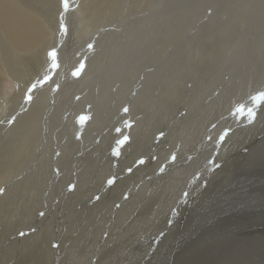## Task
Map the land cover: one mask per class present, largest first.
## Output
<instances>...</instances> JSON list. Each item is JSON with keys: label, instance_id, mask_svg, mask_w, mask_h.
<instances>
[{"label": "bare ground", "instance_id": "obj_1", "mask_svg": "<svg viewBox=\"0 0 264 264\" xmlns=\"http://www.w3.org/2000/svg\"><path fill=\"white\" fill-rule=\"evenodd\" d=\"M62 2L0 0V264H51L49 239L57 243L60 264H78L69 260L73 253L84 262L98 241L108 240L114 246L93 264H146L169 243L170 264L215 259L216 264H264V91L241 103L247 89L264 86V0H66L67 10ZM63 20L66 42L60 37ZM52 48L57 65L50 76ZM80 63L85 64L81 75L70 77L68 69ZM41 73L45 78L35 80ZM82 112L89 118L78 125ZM175 115L181 118L176 121ZM77 125L85 129L81 161L95 156L97 161L69 192V178L55 177L53 166L58 170L72 160ZM218 126L229 133L225 145L223 136L215 144L223 146L222 163L201 181L180 237H169L175 207H162L186 184L182 178L197 172L186 167L187 154L199 142L210 144L212 138L204 135L217 133ZM122 137L129 139L121 145L119 163L131 166L160 140L175 164L169 169L180 175L151 183L131 201L122 200V191L135 173L112 190L103 188L115 162L111 152L97 153ZM91 175L98 181L89 187ZM144 177L140 183L150 176ZM101 191L96 204L68 217L83 198L89 202ZM116 203L119 208L112 210ZM157 208L163 213L150 226L148 217ZM236 229L243 233L230 236ZM163 230L166 235L144 262L150 239ZM228 231L234 243L226 246ZM239 236L248 239L245 246L237 247ZM140 242L147 244L133 247ZM63 243L68 248L62 256Z\"/></svg>", "mask_w": 264, "mask_h": 264}, {"label": "rangeland", "instance_id": "obj_2", "mask_svg": "<svg viewBox=\"0 0 264 264\" xmlns=\"http://www.w3.org/2000/svg\"><path fill=\"white\" fill-rule=\"evenodd\" d=\"M28 1L36 2V0H28ZM61 2H62V8L64 10H67V2L65 3L64 0H61ZM60 23L62 24V25H60V28H61V30H63V31H60L61 41L66 42L67 39H68V36H66V31L67 30L65 31V27H66L65 20L61 21ZM254 31H257V30H254ZM56 51H57L56 48H52L51 50L48 51V54H47L48 58L50 59L49 68L51 69L52 67H54V68H52V70H50V74H49L50 76L55 75V71L54 70H55V67L57 65V57L53 60L54 56L52 54L56 53ZM59 57H60V55H59ZM84 68H85V64L82 65V63L78 64L76 67L74 66L73 68H69L68 69V67H67V69L69 71V76L70 77H74V78H75V76L79 77L81 75V73H82ZM44 78H45L44 74L41 73L38 77L35 78V80H39V79L43 80ZM35 85H36V83H35ZM56 87H57V84L55 85V88ZM258 87L256 89H254V90L252 89L251 91L249 89H247L246 96L243 97V98H247V100H242L241 103L243 104V102H250V100H252L253 98H258L259 94L261 95V93L264 91V86L260 87V85H259ZM211 89H214V86ZM220 90H219V93L222 94V92H224V91H222V90L220 91ZM27 92H29V90ZM214 92H215V90H214ZM214 92H212V94ZM247 94H249V95H247ZM218 95L219 94H216V96L214 95V98L219 97ZM249 97H250V99H249ZM251 97H252V99H251ZM254 102H256V101H254ZM242 104H238L237 107H236V110H240L242 108ZM188 110L190 112L191 107H188ZM243 111L244 110H242V113H243ZM177 113L178 114H184L181 111H179ZM245 115L246 114H243L242 116H245ZM11 118L12 117H10V119ZM88 118H89V115L86 114L85 112H82V113L79 114L78 119L76 118L77 119L76 121H77L78 125H81V124H85L87 122ZM175 118L177 119V120L176 119L175 120L178 121L179 118H181V116L180 115H175ZM74 120L75 119L73 117V122H74ZM230 122H231V120H230ZM78 125L76 126V130H75V133L73 134V139H72V149H71L72 153H73L71 155V159L72 160L66 166H64L62 168L59 167L58 170L55 169V167L53 166V175H55V177H59V176L63 177V176H65L66 178H69L68 182L65 184V186H67V191H69V192L74 190V183L73 182L76 180L78 175L81 172H83L84 170L86 172H89L91 170L92 166H93L94 161L97 159V157L95 156V158H94L95 160H87L84 163H83V161H81L82 160V155L80 154V150H81L83 144L80 141L83 139V135L85 134V129H83L82 127H80ZM213 126H215V125H213ZM225 126L228 127L227 125H225ZM218 127H219V129H217V133H215V132H206V135H204L205 140H210L212 138V142H213V139H214L215 142L213 144H212V142L209 144L206 141L199 142L198 145H197L198 147L196 148V150L193 153L196 156V158H195V156L193 154L192 155L187 154L188 155V161L187 162H189V163L186 162L187 163L186 167L192 166V167L189 168L190 171L193 170V169H197L198 168L196 170L197 171L196 173H198V174L193 173L189 180H187L185 178H182V180L186 184L181 188V191L179 192V194L177 196L171 198L168 201V203L165 206L162 207L164 209H167L169 207H175V212L173 213V215L171 216L170 220L168 221V225L169 224L170 225H172V224L174 225L172 230H171V234H170L169 237H172V236L180 237L182 225H183L186 217L188 216V213H189V210L191 208V204H192L193 200L195 199L196 195L198 194V191L200 190L201 181L204 178L208 177L210 174H212L216 170V168H218L220 166V164L222 163V160H223L222 156H224V153H225V152H223L224 149H223L222 145H225L226 140H227V138L229 136V133H223V131H224V130H222L223 128L220 129V126H218ZM219 130L220 131L222 130V132H220ZM0 131H4L2 125H0ZM218 133H220V134H218ZM222 136L224 138V142L221 143L222 145L220 146V149H219L218 146H216L215 144L221 142L220 141L221 139L223 140ZM124 141H125V137H122L121 141L118 144H113L112 143V144H110V146H109V148L107 150H106V148H101L98 151V153H97L98 156H102L103 154H104L103 156H105L106 153L108 155L111 152L110 159L113 160V162H115V166L113 168H111L105 174V177H104L105 179H104V181L102 183V187L103 188L107 187V185H108L109 189L111 188V190H112V189H114L116 187V185L119 183V181H124L126 179V176H129L132 173H135L134 177H130V176L128 177V186L125 187V189L122 191V193L124 194L122 196V200L123 201H126V200H130L131 201V200L135 199L136 197L138 198L137 195L139 193H141V192H144L148 188V186H150L151 183H153V182H157V183L161 182L162 183L164 181V179H165L164 177H166V176H170L171 175V176L174 177L175 175L176 176L180 175V173L177 172L176 168H175V171H172L171 169H169V167L174 168L173 165H175V164H172V161L167 157L168 154L165 155L166 152L163 151L165 146L162 144V142L160 140H153V142L150 144V146H151L150 150L146 154H144L143 156L137 158L132 163L133 165L131 164V166L130 165H128V166L125 165L124 166L123 163H119V159H120V156H121V145L124 143ZM232 142H233V140L230 139V142L228 141V144L230 145ZM229 145H227V146H229ZM88 150H90V149L88 148ZM212 152H213V154H212ZM198 153H199V155H198ZM200 155L203 156V159H202V157ZM161 156L163 158H165L164 161L159 160ZM232 158H234V155H233ZM220 159H221V161H220ZM181 160H182V158H181ZM109 162H110V160H109ZM207 162L208 163L210 162V163L208 164ZM102 163H105V162H102ZM155 166H159V167L157 169H154ZM124 167L125 168L127 167V168L125 169ZM209 167H211V168H209ZM203 169H204V171H203ZM122 171L126 172V173L125 174H121ZM60 173H62V174H60ZM143 176H145L146 178H148L150 176L149 180H147L146 182L144 181V183L143 182L140 183V180H141V178ZM94 180H97V179H95V176L91 175L90 178H89V181H88V186L89 187L91 186V184H92V186L94 185V183H93ZM186 180H187V182H186ZM50 187H52V185H49L48 190L50 189ZM63 191H64V187L61 188V191L57 195H55L53 197V199L51 201H55V202L52 203V207L56 206L57 198L58 199L62 198ZM102 195H103V192L101 191V192L98 193V195L94 196V199L90 200L89 202H85L87 198L86 199L83 198L81 200V202L78 203L77 208L76 209H72V212H69L68 217L70 219L75 218L77 215H79L81 213V211L83 209L89 208V206L92 203L96 204L97 201L99 200L100 196H102ZM139 196H141V195H139ZM262 197L264 198V196H262ZM119 203H116L112 210H117L119 208ZM134 203H137V204H134ZM134 203L132 205L134 207L138 206V204H139L137 201H135ZM133 211H134V208H131V212H133ZM162 213H163V211H161L160 209H158V208L154 209L152 214L149 215V217H148V218H150V221H149L150 226L154 225L155 219L159 215H161ZM63 215L65 216L66 212L63 213ZM83 215H84V213L82 214V217H83ZM218 220H223V217L219 218ZM57 224H56V226H57ZM108 224H109L108 222L104 223L105 229H104V232L101 234L102 239H105L106 236H107L106 230L108 228ZM231 229H229V231H231ZM241 229H243V232H244L247 229V227L246 228H241ZM229 231L225 235L226 240H225L224 244L226 246H227V244L234 243V242H229V239L233 238V237H230V236H232L234 234L243 233V232H241L240 229H236V232L235 231L232 232L230 234V236H229L230 238L227 239V237H228L227 235L230 233ZM252 234H253V232H250V233H248L246 235L247 236H251ZM165 235H166V230H163L160 233H158L157 235H155L153 238L150 239L151 245H150L149 251H148L149 255H146L144 257V262L145 261L147 262L148 259L150 258V256L153 255V252L157 248L158 243L161 241L162 237L165 236ZM55 236L56 235H54V237ZM175 240H176V238H175ZM244 240H248V239L244 238ZM244 240H242L240 238V236H239V238L237 240V247H241L242 245L245 246V244H247L246 243L247 241H244ZM100 241H101V239H100ZM112 243H113L112 241L108 240L107 242H105V245H103L101 242L98 241V244L97 243L95 244L96 245L95 249L92 250L91 252L90 251L88 252L84 262H81L83 260L82 258L74 256V253H73L74 251H72L70 253V254L73 253L72 254L73 256L71 255V257H69V260L70 261H72V260L77 261L78 264H85L87 262V260L89 259V256H90L91 259L89 260V264H93L97 259H99V255H100L101 252H103L105 249H107L110 246H114V245H110ZM144 244H147V242L146 243L140 242L136 246H133V247L138 250V249L143 248ZM64 245H65V243H63L62 246H61V244L59 245L60 248H62V250H63V251L61 250V252H63L62 256L65 254V251L68 248V247H66V245L65 246ZM100 245L102 247H100ZM50 246H51V248H53V250H52L53 252H51V251H47V252L49 253L50 258L52 259L51 264H60L57 261V248H56L57 247V243H53V240L49 239V247ZM170 246H171V244L169 243L167 245V247H166L167 249H165L162 253H159L158 255H155L156 254L155 253L153 256H158L157 259L150 260L146 264H170L169 259H168L169 258V254L168 253L172 249V246H171V248H170ZM99 247H100V250H99ZM259 247L261 248V245ZM60 248L58 247V250ZM257 248H258V246H257ZM241 250H242V248H239V249H237V252L238 251L240 252ZM61 252L59 251L58 253H61ZM92 252H93V254H92ZM42 255L43 256L46 255V253L43 250H42ZM227 255H233V253H227ZM63 261L64 260H62V262ZM131 263L133 264V262H131ZM216 263H217V261L215 259L214 262L210 263V264H216ZM126 264H130V263L128 262Z\"/></svg>", "mask_w": 264, "mask_h": 264}, {"label": "snow or ice", "instance_id": "obj_3", "mask_svg": "<svg viewBox=\"0 0 264 264\" xmlns=\"http://www.w3.org/2000/svg\"><path fill=\"white\" fill-rule=\"evenodd\" d=\"M64 2L66 3V0H64ZM53 56L55 55V53L52 54ZM34 87L33 86V90H34ZM29 102H30V98H28ZM125 111H127V109H125ZM254 115V113L252 112V110L250 109L249 110V116L252 117ZM161 136H163V133L160 134ZM129 138L128 137H125V140H128Z\"/></svg>", "mask_w": 264, "mask_h": 264}, {"label": "water", "instance_id": "obj_4", "mask_svg": "<svg viewBox=\"0 0 264 264\" xmlns=\"http://www.w3.org/2000/svg\"><path fill=\"white\" fill-rule=\"evenodd\" d=\"M259 96H260V94H259Z\"/></svg>", "mask_w": 264, "mask_h": 264}]
</instances>
